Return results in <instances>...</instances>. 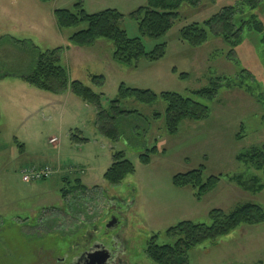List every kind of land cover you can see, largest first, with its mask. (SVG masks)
Returning <instances> with one entry per match:
<instances>
[{
  "label": "rangeland",
  "instance_id": "374dc122",
  "mask_svg": "<svg viewBox=\"0 0 264 264\" xmlns=\"http://www.w3.org/2000/svg\"><path fill=\"white\" fill-rule=\"evenodd\" d=\"M76 1L0 0V264H69L67 259L61 261L74 243V234L91 232L93 226L98 228L94 233L97 240L119 237L123 264H158L147 256V244L157 234L159 244L173 243L165 232L178 222L189 219L210 224L212 209L231 211L247 202L264 207V189L247 191L229 180L244 174L264 182L262 170L237 160L240 153L264 144V102L248 92L222 86L216 99H202L210 107V116L200 121L184 119L176 134L166 130L165 101L146 105L128 99L121 107L138 109L149 120L135 117L126 126L123 122L121 138L113 141L98 130L95 106L69 87L53 93L22 78L34 66L36 45L44 51L63 47L61 63L70 79L102 91L104 107L117 97L122 82L193 96L191 91L210 86L218 78L236 81L242 69L252 72L250 80L264 95L263 34L246 30L236 49L237 60L227 58L229 47L213 33L200 47L180 40L184 25L202 22L238 0H203L197 7L184 4L169 32L143 38L148 51L166 42L164 58L155 62L142 58L137 67L115 61L110 40L88 48L75 44L71 36L86 28L85 23L58 27L54 11L73 8ZM118 1L107 0V8H115ZM84 6L88 12L103 8L89 7L88 1ZM259 17L264 22V1ZM121 26L129 37L140 36L135 19L127 17ZM180 73H186L185 77ZM93 75L104 76L102 88L92 82ZM244 78L249 80L246 73ZM157 112L163 117L153 118ZM53 137L56 141H51ZM155 144L158 151L148 163L142 162L141 154ZM116 151H124L136 169L114 185L104 174ZM45 166L50 167L46 178L23 180L24 170ZM201 166L206 176L218 175L221 181L197 200L192 188L175 186L173 176ZM78 179L86 189L70 193L65 200L62 189L71 188ZM113 220L104 234V227ZM48 222L54 225L48 226ZM46 227H53V232ZM190 264H264V222L241 225L226 236L192 248Z\"/></svg>",
  "mask_w": 264,
  "mask_h": 264
},
{
  "label": "trees",
  "instance_id": "16d2710c",
  "mask_svg": "<svg viewBox=\"0 0 264 264\" xmlns=\"http://www.w3.org/2000/svg\"><path fill=\"white\" fill-rule=\"evenodd\" d=\"M46 1V0H43ZM203 0H147L145 4L138 6L128 15L117 8H106L97 12H88L83 0H77L73 8H59L54 11L56 23L60 29L85 23L87 26L75 32L71 39L80 47L94 46L100 40H110L114 47L113 59L119 63L137 67L140 59L148 61H160L167 52V43L157 44L154 49L146 50L144 37L157 38L173 28L177 19L181 17L180 9L184 4L197 7ZM264 0H238L234 4L222 6L211 17L202 22L194 21L184 25L180 30V40L193 47L204 45L213 33L227 45V58L237 60V47L243 41L246 30L261 33L264 36V22L259 17V9ZM127 17L135 19L138 23L140 36L131 38L121 26ZM264 40V37L261 39ZM37 50L34 56L33 68L29 74L22 78L31 85L53 93H61L68 87L77 96L82 97L96 108L95 124L98 130L113 141L121 138L120 126L123 122L126 126L132 118L140 117L149 120V117L138 109H123L121 103L133 99L140 103L151 105L162 99L166 103L164 118L166 130L169 134L179 132L180 124L184 119L200 121L210 116V107L202 102L216 99L222 86H236L248 92L256 101L264 102L263 93L257 90L252 72L242 69V73L236 76V81L228 78H218L210 86L191 91L193 96H186L174 91L156 92L150 88H136L125 85L122 82L116 98L112 99L108 107L102 103L103 92L95 91L91 86L81 80L70 79L69 71L61 63L63 47L48 50ZM248 75V81L244 74ZM186 73H180L185 77ZM92 82L101 88L105 84L103 75H93ZM259 92V93H258ZM195 96V97H194ZM161 112L154 113L153 118H162ZM1 118V110H0ZM127 118H131L125 122ZM264 120V114L262 116ZM242 133L238 138H242ZM158 151V145L147 148L141 154L140 160L148 163L151 155ZM113 162L106 170L104 178L107 182L120 184L128 174L135 172L134 163L128 159L124 151H116L113 154ZM237 160L264 174V144L255 145L249 150L240 153ZM229 180L238 184L244 190L260 192L264 189V182L256 175H233ZM221 181L218 175H205V167L178 173L173 176V183L178 187H190L193 189L197 200L216 188ZM86 187L80 179L71 188H63L62 196L66 200L70 193L83 191ZM210 224L197 223L185 219L166 230L168 238L174 239L173 243L159 244V235H154L147 244L146 254L158 264H190V250L206 241H214L226 236L241 225H255L264 222V207L257 203L247 202L236 206L231 211L220 208L209 212ZM48 226L52 223H47ZM58 224V223H57ZM53 227H46V231L53 232ZM80 233V230L78 231ZM82 233V232H81ZM74 234V233H73ZM74 242V239L72 240ZM71 246V244H70Z\"/></svg>",
  "mask_w": 264,
  "mask_h": 264
},
{
  "label": "flooded vegetation",
  "instance_id": "af4514ba",
  "mask_svg": "<svg viewBox=\"0 0 264 264\" xmlns=\"http://www.w3.org/2000/svg\"><path fill=\"white\" fill-rule=\"evenodd\" d=\"M116 226L119 227V221H116ZM105 231L104 234L107 233L106 226L104 227ZM98 228L96 226H93V229L91 232L85 231L83 233H76L74 234V243L71 244L69 247L68 254L63 257L61 263L64 261H68L69 264H91L89 260L86 259L85 253L88 251L90 247H92L95 243L102 240H97L94 237V233L97 232ZM109 235V234H108ZM110 236V235H109ZM107 247L113 251L109 262L110 264H123V260L121 259V252H124L123 245H120V240L118 236H112L110 237V241L105 242ZM71 255V257H70ZM102 259L96 261L95 264H99ZM95 262V261H94ZM94 264V263H93Z\"/></svg>",
  "mask_w": 264,
  "mask_h": 264
},
{
  "label": "water",
  "instance_id": "95a60500",
  "mask_svg": "<svg viewBox=\"0 0 264 264\" xmlns=\"http://www.w3.org/2000/svg\"><path fill=\"white\" fill-rule=\"evenodd\" d=\"M114 220L111 223L106 225V228L109 229L112 227ZM114 252L111 251L104 241H98L88 251L84 254L86 259L95 264L96 261L101 260L99 264H110L109 260ZM95 261V262H94Z\"/></svg>",
  "mask_w": 264,
  "mask_h": 264
},
{
  "label": "crops",
  "instance_id": "0c3cea01",
  "mask_svg": "<svg viewBox=\"0 0 264 264\" xmlns=\"http://www.w3.org/2000/svg\"><path fill=\"white\" fill-rule=\"evenodd\" d=\"M83 1L85 2L86 6H87V1H88L89 7H92V8L103 7V8H100L101 10H103V9H106L107 7H109L106 4L107 0H83ZM146 2H147V0H121V1L116 2L114 5H115V8H117L118 10L125 9L124 11H122V13H128V12H131L136 7H138L142 4H145ZM98 11H100V10H98ZM95 12H97V11H95ZM77 50H81V49L79 48ZM80 53L84 54L83 51ZM52 101H54V100H52Z\"/></svg>",
  "mask_w": 264,
  "mask_h": 264
},
{
  "label": "built area",
  "instance_id": "2783aa9c",
  "mask_svg": "<svg viewBox=\"0 0 264 264\" xmlns=\"http://www.w3.org/2000/svg\"><path fill=\"white\" fill-rule=\"evenodd\" d=\"M51 141H56V138H52ZM50 173V167L45 166L40 169H32L31 171L24 170L23 180L25 182H32L34 180H41L46 178Z\"/></svg>",
  "mask_w": 264,
  "mask_h": 264
}]
</instances>
